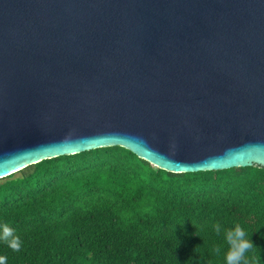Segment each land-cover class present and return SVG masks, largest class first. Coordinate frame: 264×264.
<instances>
[{
  "label": "water",
  "instance_id": "obj_1",
  "mask_svg": "<svg viewBox=\"0 0 264 264\" xmlns=\"http://www.w3.org/2000/svg\"><path fill=\"white\" fill-rule=\"evenodd\" d=\"M115 145L264 167V0H0V179Z\"/></svg>",
  "mask_w": 264,
  "mask_h": 264
},
{
  "label": "trees",
  "instance_id": "obj_2",
  "mask_svg": "<svg viewBox=\"0 0 264 264\" xmlns=\"http://www.w3.org/2000/svg\"><path fill=\"white\" fill-rule=\"evenodd\" d=\"M3 225L21 242L0 240L6 264H225L236 225L264 264V167L175 173L118 145L60 155L0 179Z\"/></svg>",
  "mask_w": 264,
  "mask_h": 264
},
{
  "label": "clouds",
  "instance_id": "obj_3",
  "mask_svg": "<svg viewBox=\"0 0 264 264\" xmlns=\"http://www.w3.org/2000/svg\"><path fill=\"white\" fill-rule=\"evenodd\" d=\"M216 232L219 234L220 226H215ZM249 235L239 226L236 225L234 230H227L225 233V240L229 246V250L225 253V264H250L246 259V254H254L257 258L258 249L249 240ZM0 240H3L13 251H19L21 242L18 236L15 235L13 229L7 225L2 226L0 232ZM217 248L216 252L219 253ZM0 264H6V257L0 256Z\"/></svg>",
  "mask_w": 264,
  "mask_h": 264
}]
</instances>
